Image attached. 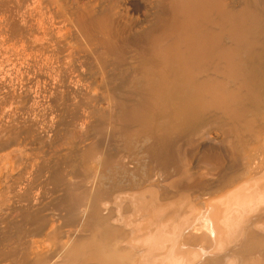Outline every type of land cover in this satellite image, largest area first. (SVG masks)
<instances>
[{"label":"bare ground","instance_id":"bare-ground-1","mask_svg":"<svg viewBox=\"0 0 264 264\" xmlns=\"http://www.w3.org/2000/svg\"><path fill=\"white\" fill-rule=\"evenodd\" d=\"M35 2L0 0V146L31 130L17 127L30 107L18 116L10 105L33 101L34 107L51 88L48 77L45 87L40 81L44 96L37 102L40 91L31 86L39 77L30 74L34 61L24 43L32 38L45 50L56 27ZM226 3L157 0L150 25L138 32L108 8L74 11L75 40L89 44L96 68L112 66L119 82L106 86V104L91 107L94 121L86 124L84 115L85 124L83 116L76 124L78 111L66 113L64 130L80 141L74 145L72 138L71 151L61 146L66 156L50 159V198L20 189L22 173L11 174L12 196L0 193V261L264 264V159L248 171L251 146L264 140V0H245L236 9ZM50 127L43 124L38 136L27 134L19 149L5 152L0 174H10L15 161L9 158L28 138L41 142ZM217 132V143L231 141L234 150L214 145ZM62 135L48 139L62 144ZM202 168L217 173L213 186Z\"/></svg>","mask_w":264,"mask_h":264},{"label":"rangeland","instance_id":"rangeland-1","mask_svg":"<svg viewBox=\"0 0 264 264\" xmlns=\"http://www.w3.org/2000/svg\"><path fill=\"white\" fill-rule=\"evenodd\" d=\"M12 1L13 2H16V1L22 2L23 0L22 1L21 0H12ZM31 1H34V2L36 1L35 3L37 4L38 7H40L42 12L44 13V18H45L44 20L46 22L51 23L52 25H54L56 27L53 35L47 40L48 46L45 50H40L36 43L31 42L32 38H30V39L28 38L26 40V43H24V46L26 48H28L27 52H28L30 58L32 57L31 59L34 61V65L30 66L32 68V71L30 72V74L32 77H39V81H33L34 84H32V86H31L34 88L35 92L40 91V94L39 95L37 94L38 96H36V98L37 97L39 98V99H36L37 102L40 100V98L42 96H44V94H42V89L45 87V85L42 82L43 79H46L47 77L49 78V81L51 83L49 82V86H47V87L48 88L51 87V88L48 89L50 91H47L48 93L45 95V96H47V95H49V96L44 98L42 102H38V104L35 105L34 107H32L34 104L33 101H30L27 104H20V105H19L20 102H18V103L16 102L18 104V106L16 103H13L12 106L10 105V107L12 108V111L14 113H15V110L16 111L18 110L19 112L21 111L20 113L22 115L25 112V110L29 109L28 111L25 112L26 115L25 116L23 115L25 117L24 122L21 124L19 123L17 125V127H23V126H30L31 125L30 126L31 127L30 132H32L33 134L30 132L26 133V134L24 133L23 135L19 136L20 140L19 139L18 140L19 141L26 140V139H24V137L26 138L27 136H25V135H27V134H31V136L34 135V137L38 136L40 129L43 127V124L45 125V123L47 125L51 126L49 129V133H48L49 135L51 134L54 137H58L59 135L63 134L62 136L65 139H63L62 144L60 143L61 145L58 144L59 142H61V140L55 142V140H57V139H55L54 140L55 144H54L53 141L51 143V138L48 139L49 135H46L47 137H45L44 139H41V142L37 141V143H36V142H33L35 140H33V138L31 139V137L28 135V137H30V139H31V140L29 138L27 139L29 141V143H28L29 145L28 144L23 145L22 146L24 148L23 151L17 152L15 155H13L9 158V161H11V158H13V161H15V162H13L14 166H10V164H7L4 168V169H8V167L10 166L11 167L10 169H13L9 175L7 174L9 177L8 176L6 177L5 171L3 173L5 176L0 174V180L3 179L2 181H0V187H1L0 193L3 194L4 198H6V196H8L7 197L8 199H9V197L12 196L11 195L12 193H11V191H8L10 189L8 188L9 185L7 186V183L10 182L8 180L12 179L11 174L15 175V173H22V180H21V185H20L21 187H19L20 189H22V188L30 189L32 195L35 198H38L39 194L43 191L45 192L46 198L51 197L52 193H51L50 185L52 187V184L50 182H48V176H49V172L51 171V164H52L51 160H54L57 155H61V156L65 155L66 156V154L69 153V151L68 152L66 151L68 149V147L69 148L72 147L70 145H72L73 142H74V145H76V143L78 141H80L79 139H77V137H70V135H67V133L70 132L69 128L66 129V130H68V132L64 130L66 128L65 125H67V123H64V122H66L70 118V116L68 117V115L71 114L70 112H72V109L73 110L76 109V111L79 112V114L77 112L78 118L75 120L76 124H80V123L85 124V122H83V121H85V118L87 116H89V117H87L88 119H86L87 120L86 124L90 123L91 121H94L95 117L93 116L92 109L94 108L93 109V111H94L96 109L98 103H102V104L107 103V100L105 98L108 96L107 94H109V95L111 94V93H109L110 91H108V90H111V89H109L110 87L107 90L108 86L118 85L117 83L119 81L117 82V80H119V78L116 76L118 79H116V78L114 79L113 78L114 76L110 75V74H113L112 73L113 69L111 68L112 66L108 65L105 67V69H103L104 67L102 69H100V67L96 68L94 56L92 55V53H90L92 51L90 49L91 46L89 48V46H88L89 44H87L81 38H80V40L78 38V40L80 42H78V40H75V34L73 32V30H74L73 19H72L74 16V13H75L74 11H76V9L77 10H79V9L81 10V8L84 9V7H85L87 9L92 8L89 10H91L92 12L95 11V14L96 13L100 14L103 10L105 12V10L108 8L109 10L111 9V12H113V14L116 16V18L119 20V22L122 23V25H124L123 23H125L126 25H124V26H126L130 31L138 32V31L144 30V28L146 29L150 25L149 21H152V17H153L152 16V12H153L152 10L155 9V6H156L155 4H157V0H69V1L68 0H60V2H50L48 0H31ZM225 1L227 2L226 4L230 8L233 7L236 9V8L240 7L244 3L245 0H225ZM27 2H28V0H27ZM27 2H26V0H24V3H27ZM89 6H91V7H89ZM109 6H110V8H109ZM71 7H72V9H71ZM57 28L59 30H57ZM74 40L76 42L80 43V46H78V44L76 42H74ZM78 47L81 49V51H80V49H78ZM84 47L86 48V51H85ZM87 49L90 52H87ZM87 53H89V55L85 56V55H87ZM91 60H92V63H91ZM46 65H47V68H46ZM90 65L92 66V69H91ZM93 65L95 66V68ZM95 69H99V70H97V72H96ZM101 73H102V75H101ZM98 76L100 77V79ZM105 78L108 79V81H106ZM110 78H111V80L114 79V81H111ZM40 81L44 87H40V86H42ZM37 82H38V84L36 85ZM104 82H105V84H104ZM106 82H110L111 84L108 83L109 85H106ZM86 84H88L89 86ZM37 86H39L41 89L39 90V87H37ZM115 88L116 87H113L114 90L112 89V91H115ZM81 89H83V92L81 91ZM106 91H108V92H106ZM102 92H104V93H102ZM105 93L107 96L104 95ZM89 95L91 98L92 97L93 98L90 99ZM3 98H4V90L0 89V106L2 105L1 103H3V100H4ZM101 98H103L102 102H101ZM95 99L99 100L100 102L96 101ZM104 101H106V102H104ZM23 106H25V107H23ZM22 107L25 109V110L23 109L24 111L21 110ZM28 107H30V108H28ZM66 107H67V109H66ZM91 107H92V109H91ZM77 108H79V110ZM70 109H71V111L69 112L68 110H70ZM88 109H89V113H88ZM64 110H65V113H64ZM17 112H16V114H18V116L21 115L19 112L18 113ZM66 113H69V114H66ZM91 113H92V115H91L92 117H90V115H89ZM84 115L86 116L85 118H84ZM82 116H83V118H81ZM80 118L83 120L81 121ZM60 119L62 120V122ZM79 120H80V123H78ZM22 121H23V119H22ZM10 122H11V119H10ZM61 126L63 129L61 128ZM67 126H69V125H67ZM223 128L225 129L226 127H223ZM60 132H62V134ZM219 135L220 134L218 133L217 136L219 137ZM4 136H5V131L1 127L0 128V141H2L3 138H5ZM227 136H226L225 140L228 139ZM54 137L52 139H54ZM72 138L75 141L73 140V142H72V140H71ZM218 139H221V138L216 137L215 138L216 141H215L214 145H218V146L221 145V147L223 146L222 148L225 150H230V148H233L231 150H234V146L232 147L233 144H231V141H229L230 143L228 141H226V143H225V141L222 140L223 142L220 141L217 143ZM17 141L5 143L2 146H0V160L2 159L3 154L5 152H7L8 150L13 149L14 147H15L14 149H19V147L22 144H19ZM31 141L33 144H31ZM71 142H72V144H71ZM227 142H228V144H227ZM258 142L262 147L260 146V148L259 147L256 148L257 145L251 146L252 147L251 149L253 150V152H251L252 150L248 149L249 152L254 156V158H253L254 160L249 165L250 167H248V171H251L252 169H253L252 171H254V168H255L254 166L257 165L256 162H258L261 157L264 159V157H263V155H264L263 154L264 153V149H263L264 148V140H262V142H261V140ZM258 142L256 141L257 144H258ZM256 143L254 142V144H256ZM67 144H69V145L67 146ZM61 146L66 147L67 149L65 150ZM58 147L60 150L58 149ZM74 147H72L71 149H68V150L71 151ZM226 147L227 148L229 147V148L226 149ZM261 148L263 151H261ZM56 150H58V151H56ZM119 153L120 152H117V155H119ZM257 158H258V160H257ZM49 160L51 162H49ZM47 161L49 163H47ZM215 168H216V166H215ZM250 168H251V170H249ZM43 169H45L47 172L45 170L43 171ZM38 170H41V173L38 174ZM193 170L196 171L197 169L193 168ZM1 171H0V173H1ZM199 173H202L203 177H205L206 180H208L210 182V184L213 183L210 186H213L215 184V180L217 182V178H218L217 176L218 175H216L217 173H215V171H210V173H209V171H206L204 168H202L199 171ZM1 176H3V177H1ZM46 176H47V182L48 183L45 180ZM213 176H215V177H213ZM4 177H6L8 179H4ZM207 177L209 179H207ZM4 183L6 186L5 185L3 186ZM45 183H46V185H45ZM48 185H49V187H48ZM4 187L5 188L7 187V189L5 190ZM46 190H47V192H46ZM1 194H0V196H1ZM4 194H7V195H4ZM212 195H215V194H212ZM49 206L47 207V210L49 208L50 209H49V211L46 210L47 213H50L52 211L51 209L53 208L52 205H49ZM1 225L2 224H0V227H1ZM2 227H4V224L2 225ZM0 229H1V231L3 230V228H0ZM1 260H4V261H0L1 262L0 264H4L3 262H5V260L8 261L7 259H4V257H1ZM6 263L10 264L9 261L5 262V264Z\"/></svg>","mask_w":264,"mask_h":264}]
</instances>
